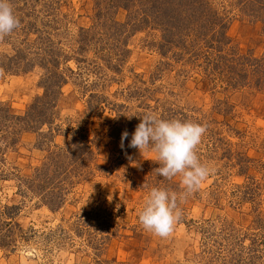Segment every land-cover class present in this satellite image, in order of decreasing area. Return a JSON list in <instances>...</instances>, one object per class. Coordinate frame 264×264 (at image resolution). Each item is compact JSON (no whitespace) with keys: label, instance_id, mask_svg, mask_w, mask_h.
Instances as JSON below:
<instances>
[{"label":"rangeland","instance_id":"rangeland-1","mask_svg":"<svg viewBox=\"0 0 264 264\" xmlns=\"http://www.w3.org/2000/svg\"><path fill=\"white\" fill-rule=\"evenodd\" d=\"M41 4L35 34L25 18L0 39V62L25 50L31 63L0 69V108L23 116L56 64L62 79L40 103L45 125L18 126L11 144L0 127V264H264V85L249 66L264 60V0H159L156 20L112 9L101 20L121 30L95 27L105 0ZM214 18L225 26L210 30ZM44 41L52 69L34 53ZM149 113L206 128L196 152L209 175L185 199L180 176L157 175L153 155L128 147ZM153 187L178 197L165 238L138 220Z\"/></svg>","mask_w":264,"mask_h":264},{"label":"clouds","instance_id":"clouds-1","mask_svg":"<svg viewBox=\"0 0 264 264\" xmlns=\"http://www.w3.org/2000/svg\"><path fill=\"white\" fill-rule=\"evenodd\" d=\"M19 23L10 0H0V39L13 33ZM205 132L206 128L201 124L158 119L149 113L141 118L128 147L138 149L141 155H153L160 165L155 169L157 175L169 180L180 176L185 189L180 199H185L209 175L208 167L200 162L196 152ZM128 137L129 133L124 131L120 144L122 150ZM177 200V194L166 188H151L139 211V223L154 235L168 237L180 218Z\"/></svg>","mask_w":264,"mask_h":264},{"label":"trees","instance_id":"trees-1","mask_svg":"<svg viewBox=\"0 0 264 264\" xmlns=\"http://www.w3.org/2000/svg\"><path fill=\"white\" fill-rule=\"evenodd\" d=\"M61 1L62 0H10V2H12V5H14V7L16 6L15 7L16 11H18L19 15L16 13L17 15L15 14V16L17 17L18 20L20 19L19 25L23 22V20L25 18H28V20H30V21L27 23V28H23V30L31 29V30H33V33H34V30H39L36 27L37 22H38L37 19H38L39 13L35 10V8H36L35 5L38 2L42 3L41 4L42 5V7H41L42 12H45L47 10H56V5H60ZM105 1H107L108 8L106 11H104V15H100V13L103 11V9H100L99 15H98L99 16V23L96 21L97 22V24L95 26L96 28L98 26H100L101 28H106V30H107V26H108L109 29L111 27H114L116 30H121L122 25L118 24L116 21L111 20V23H109V20H106V19L103 21L101 20L112 9H114V10L122 9L126 12L133 13V14H135V12L137 11V13H138L137 17L138 18H141V16H142L145 19L146 18L148 19L151 17L153 20H156L158 17L161 16L160 7L158 6L159 0H154V2H151L152 0H105ZM178 1H180V0H178ZM186 1H188L189 3L193 2V0H186ZM98 4L100 5V3H98ZM260 8L263 11L260 14L259 13L257 15L255 14L254 17H256L257 19H258V17H260L262 15V13L264 14V5H262ZM141 20H143V19H141ZM217 22L218 21L215 18L214 19H208L206 26L210 30L213 29L214 27L223 28L225 26V24H220V23L217 24ZM263 23H264V20H263ZM16 30L18 31V28ZM84 33L86 34V33H88V31H86ZM85 34L81 35V39H83V41H85V42L93 43V42H97L100 40V39H97L92 34H89V37H88V34H86V35ZM204 35L205 34H201L199 36V38H201V39L204 38ZM213 35L214 34H212V36ZM219 35H220V39L218 40V42L221 43L223 46H225L227 43L226 41L228 39H227L226 33H223V29H222V31H219ZM82 36H83V38H82ZM214 37L215 36H213L212 38H214ZM42 44L44 45V47H40L39 49H36L34 51L35 56L38 57L44 63V65H47V68L51 67V69H52V66L54 67L55 65H54V59H53V57H51L54 54V50L52 49V47H49L51 45V42L49 41L48 44H46V41H44ZM222 52H223V50H221V49L218 50V54H221ZM249 60L251 62V64H249L250 68H254L255 75H257V74L259 75L258 81L263 83V85H264V60H256V59H250V58H249ZM22 62H24V65H23V67H21V70L26 71L27 69H29V66H31V63H30L29 59H27V55L25 53V50H19L18 53H16L15 58L14 57L13 58L12 57L7 58L6 63H5V61H4V63L0 62V69H3L6 72L13 71L15 73H19V72H21L19 68H20ZM218 62L219 61H217L215 64H217ZM29 63H30V65H29ZM245 65L247 66V64H245ZM216 66L218 69L222 68V70H223V67L225 69H227L226 68L227 66L225 63L221 64L220 65L221 67H218V65H216ZM57 68L58 67L56 64L54 70L49 75V77H46V79L44 78V80H43V85L45 88L44 97L47 96L49 98V95H51V94H49V92H51L53 89H55V87H58L61 80H62L61 77H58V75L56 74ZM235 75H232L233 77L231 78L230 82L226 81L227 83H229L228 86L234 87L236 85V83L240 82V79H243V76L246 77V74H244L242 76L239 75V81H237L238 79H237V77H235ZM244 79H246V78H244ZM44 97H43V99L37 98L34 101V103L31 104V106L28 108L26 114H24L23 116L11 115L7 109L0 108V127L10 129V132L6 133L7 135H3V136H5V138L8 140V142L10 144L14 142V141H11L10 136L14 137L16 134L20 133V132L17 133V131H19V130H17L18 126L19 127L23 126L22 130H32V128H38L42 125H45L46 120L44 118H46L45 117L46 111H45V108L44 109L42 108L43 111H42V109H40V105H41L40 103H42L41 101L45 99ZM50 104H51V102L48 104H45V105H47L49 107V106H51ZM45 105H43V106H45ZM83 157L84 156L82 154H80L78 157V161L84 160Z\"/></svg>","mask_w":264,"mask_h":264}]
</instances>
